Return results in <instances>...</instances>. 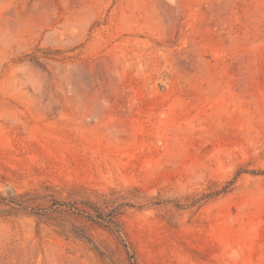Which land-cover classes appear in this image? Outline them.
Instances as JSON below:
<instances>
[{"label":"rangeland","instance_id":"obj_1","mask_svg":"<svg viewBox=\"0 0 264 264\" xmlns=\"http://www.w3.org/2000/svg\"><path fill=\"white\" fill-rule=\"evenodd\" d=\"M0 264H264V0H0Z\"/></svg>","mask_w":264,"mask_h":264},{"label":"trees","instance_id":"obj_2","mask_svg":"<svg viewBox=\"0 0 264 264\" xmlns=\"http://www.w3.org/2000/svg\"><path fill=\"white\" fill-rule=\"evenodd\" d=\"M109 219L114 222L113 218L110 217Z\"/></svg>","mask_w":264,"mask_h":264}]
</instances>
